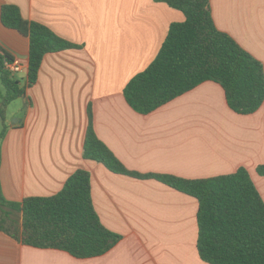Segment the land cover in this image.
<instances>
[{
	"label": "crops",
	"instance_id": "crops-1",
	"mask_svg": "<svg viewBox=\"0 0 264 264\" xmlns=\"http://www.w3.org/2000/svg\"><path fill=\"white\" fill-rule=\"evenodd\" d=\"M5 5L74 48L47 54L36 84L6 108L2 195L15 203L50 197L85 170L101 223L122 240L105 255L77 259L0 231V264H208L197 249L198 200L87 160L89 113L97 137L127 170L197 180L244 168L264 201V104L238 114L223 87L207 81L149 114L135 111L124 94L127 84L155 60L170 26L185 21L157 0H0V48L23 64L12 76L20 82L23 75L21 86L30 42L3 26ZM211 10L216 27L264 66V0H211ZM5 94L0 73V109ZM3 129L0 117V135Z\"/></svg>",
	"mask_w": 264,
	"mask_h": 264
},
{
	"label": "trees",
	"instance_id": "trees-1",
	"mask_svg": "<svg viewBox=\"0 0 264 264\" xmlns=\"http://www.w3.org/2000/svg\"><path fill=\"white\" fill-rule=\"evenodd\" d=\"M157 1L181 11L185 21L170 26L155 60L127 84L124 94L129 105L141 114H149L202 83L213 81L223 87L233 111H258L264 104V66L216 27L211 0ZM1 22L30 42L25 86L4 70V62L14 58L0 48L1 81L6 89L0 109L3 139L8 128L6 108L36 84L44 57L74 45L47 27L25 20L13 5L2 7ZM84 157L116 174L153 178L196 198L197 249L205 263L264 264V201L246 169L197 180L131 172L97 137L90 113ZM0 231L23 245L64 251L77 259L105 255L122 240L121 235L101 223L93 205L91 176L85 170L76 171L56 195L26 198L21 203L6 200L0 187Z\"/></svg>",
	"mask_w": 264,
	"mask_h": 264
},
{
	"label": "built area",
	"instance_id": "built-area-1",
	"mask_svg": "<svg viewBox=\"0 0 264 264\" xmlns=\"http://www.w3.org/2000/svg\"><path fill=\"white\" fill-rule=\"evenodd\" d=\"M23 69V64L15 59L13 61L4 62V70L8 72L11 76L21 73Z\"/></svg>",
	"mask_w": 264,
	"mask_h": 264
},
{
	"label": "rangeland",
	"instance_id": "rangeland-1",
	"mask_svg": "<svg viewBox=\"0 0 264 264\" xmlns=\"http://www.w3.org/2000/svg\"><path fill=\"white\" fill-rule=\"evenodd\" d=\"M17 78L19 79L20 82L23 81V79H22V78H23V75H17ZM13 108H14V109L17 108V107H16V104H13ZM0 143H1V141H0Z\"/></svg>",
	"mask_w": 264,
	"mask_h": 264
}]
</instances>
